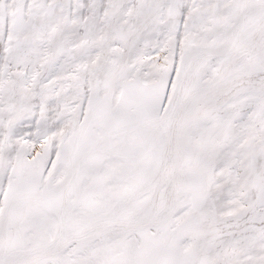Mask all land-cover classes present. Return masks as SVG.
<instances>
[{"label":"snow or ice","instance_id":"snow-or-ice-1","mask_svg":"<svg viewBox=\"0 0 264 264\" xmlns=\"http://www.w3.org/2000/svg\"><path fill=\"white\" fill-rule=\"evenodd\" d=\"M0 264H264V0H0Z\"/></svg>","mask_w":264,"mask_h":264}]
</instances>
